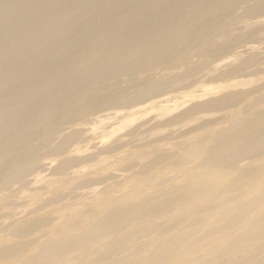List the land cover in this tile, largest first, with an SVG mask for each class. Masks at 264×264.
Wrapping results in <instances>:
<instances>
[{
  "label": "bare ground",
  "instance_id": "obj_1",
  "mask_svg": "<svg viewBox=\"0 0 264 264\" xmlns=\"http://www.w3.org/2000/svg\"><path fill=\"white\" fill-rule=\"evenodd\" d=\"M262 18L264 0H0V264H264V110H230L207 142L177 124L247 93L180 89L204 57L239 61L220 77L259 64L234 35ZM166 129L181 152L154 137ZM180 159L204 182L151 175ZM68 178L82 182L68 190ZM82 197L89 211L71 218Z\"/></svg>",
  "mask_w": 264,
  "mask_h": 264
},
{
  "label": "rangeland",
  "instance_id": "obj_2",
  "mask_svg": "<svg viewBox=\"0 0 264 264\" xmlns=\"http://www.w3.org/2000/svg\"><path fill=\"white\" fill-rule=\"evenodd\" d=\"M262 19H264V18H262ZM251 20H253V19H251ZM254 27H256V26H254ZM258 28H260V29H258ZM257 30H251V29H246V28H243L242 29L241 28L240 30H236V34L234 36L239 35V34L240 35H243L242 36V39L237 43V45H236L237 47L242 46L244 44H249V45H252L253 44L254 46L257 47V49L254 51V53H257L259 55V57H260V60L258 61L259 64L253 65L252 67H249V68L245 69L244 71L239 72L238 74H234V75H231V76L226 75V76L220 77L219 74L225 73L232 66H234V64L239 63V61L234 62V63H231V64H226L225 61H226V59H227V57L229 55V54H226V53L214 54L212 56L204 57V59L209 62V65L206 67V69L203 72H200L198 74H195V75H193V76H191L189 78V80H188L189 83L188 82L186 83V84H190L189 87H187V85L186 86L184 85L183 86L184 89L183 88H182V90L180 89V91H182V92H187V91L189 92L190 90L191 91L194 90L195 96L198 93L203 92L204 95L206 94L205 96L207 98L208 97L210 98V96L212 95V92L211 91H213V92L215 91L211 97H214V96L220 97L222 95H225V94H227L229 92H232L234 90H237V89L241 91V89H243V88L244 89L242 91H245L244 93H246V91H247V93L244 94V95L239 96V98L235 99V101L233 103H231L230 106L227 107V108L208 109V110H204V111L198 112V113H196V114H194V115H192L190 117H187L184 120L179 121V123H177L178 125H181V126L184 125V126L183 127H181V126L178 127V125L176 124L177 126L175 125L176 126L175 129L176 128L178 129L180 127L182 129L184 128L186 131L191 130V129H197L194 134H196L197 137L200 138V141L199 142H207L208 141V138L207 137H208L209 132L213 128H217L221 124H223L224 122L227 121L226 120L227 114L230 112V110L236 109V108H240L241 110H249V109H252V110H249L248 111L249 113L250 112H253V111H263L264 110V101L262 100L264 96H262L259 92H256L255 93V91L257 90V87H259V89H261V88L264 87V25H262V26L261 25H258L257 26ZM229 36H230V34L228 33L227 35L224 36V39L231 40L233 38L232 36H230V37ZM229 60H230V58L227 59V61H229ZM219 62H222L223 65L220 66L218 69H216V66L215 65L217 63H219ZM262 63H263V65L261 67L260 64H262ZM206 72H210V73H209L208 76L205 77L204 76V73H206ZM202 74L204 76L203 79L206 78V80H205L206 82L205 81L202 82L201 83L202 85H201L200 83H197V81L202 77ZM209 76H210V78H209ZM205 83L206 84H209V85H207V87L208 86H210V87L212 86L213 87L212 90H210L211 95H209L210 94L209 92L204 93V91L205 92L208 91ZM191 84H192V86H191ZM198 85H201V87L203 86V89L204 90H200L201 87L198 86ZM197 87H200V88H198L199 90L195 89ZM255 88H256V90L254 91ZM248 92L251 93V94H249ZM252 92H254V93H252ZM199 95L200 94H198L197 97L200 99V101H204V100L207 99L204 95L201 96L202 95L201 94L200 95L201 98L199 97ZM198 98H195L194 96H192L189 99L188 98L185 99L186 100L185 101V104L187 103V100L189 102V103L186 104V106H185V104L183 102L184 99L176 100V101H174V102H176V104H174V105H176V107H175L174 110L177 111V112H175L172 108L171 109L173 110V113L174 112L176 114L178 112L182 113L187 108H189V106H191L193 103H195L196 102L195 99L197 100ZM181 100H182L183 104H181V102H180ZM198 101L199 100H197V102ZM177 102L180 103V104H178ZM171 103L172 102H170V105H171ZM178 107H180V108L182 107V108L179 109ZM155 110H153V111H155V112H158L159 111V109H155ZM172 110H171V113H172ZM153 111H151V112H153ZM173 113H172V115H174ZM117 126H119V125H117ZM130 127H132L131 123L130 124H127L125 126L123 125L122 127H120L121 129L118 130L119 132H117L115 134H121V132L122 133L123 132H126V131H128L130 129ZM173 128H174V126H173ZM162 131H164V130L162 129ZM162 131H159L161 133V135H158V136L156 135V134H160L158 131L155 134L156 136L154 135V137H159V138H160V136L162 137V139H160L158 141L159 144H160V142L161 143H164V142L168 143L169 142L170 143L169 145H171V147H173V150L175 152H179V151L181 152L182 146H183L184 142H186V139H181L179 137L180 135H177V134H180L178 131H176L177 133H175V132L172 133V135H174V136L170 135L169 132H167L168 131L167 129L165 130V132H162ZM175 134H176V136H175ZM166 135L168 136V138L170 136H171L170 138H172V137H174V138H172V139L169 138L167 140L166 139V137H167ZM114 136H116V135H114ZM175 137H177V138H175ZM201 138H202V140H201ZM112 139H113V137L112 138H109V141H111ZM151 148H153V147H151ZM151 148H149V149L147 148L148 151L143 152V153H142L143 150L142 151H139L141 157L143 158V161L146 162V163L147 162H150L154 158V155H153L154 153H152ZM146 153H149V154L148 155H145ZM118 163H120V164H118ZM121 163L122 162H114L113 163L114 164V167H113V165H112V167L114 168V171H118V170L119 171L120 170L123 171V169L128 168L129 165H127V164L125 165V168H123L124 167L123 165L125 164V162H124L123 165H121ZM118 165L119 166L121 165V168ZM81 166L82 165H80L79 167H81ZM112 167H109V168H111V170L109 169L111 172H113L112 171L113 170ZM160 167L161 168L155 169L151 173V175H153L154 178L155 177L156 178L157 177L162 178V177H165V176L169 175V173H173L177 178H179V180L183 184H185V185H187L189 187L190 186H193V185H195V184H197L199 182H204V180L207 178V173L206 172H204V173L201 172V169L200 168L198 169V168H192V167H190L188 165V162L186 160H182V159H180L178 163H174V164L168 165L166 167L165 166L163 167V165H160ZM89 168L91 170H93L92 168H94V167H92V168L89 167ZM89 168H88V170H90ZM116 168H118V169H116ZM109 170H106V172L108 171V173H111ZM129 170L131 171L132 169H129ZM132 172H133V170H132ZM108 173H106L105 175H107ZM126 173H128V170H126ZM131 173H129V175ZM239 174H241L240 170H239ZM30 178H31V176H30ZM79 179L80 178H78V180ZM69 180L70 179L68 178V180L65 179V182H63V186L64 185L67 186V184H69L71 186V187L67 186L68 188L66 187L68 190L74 189L77 184L80 185L81 182H82L80 180L79 181H76L77 179L74 180L72 178V180L74 182L76 181L75 182L76 185H74V184H71L69 182ZM121 180H116L117 181L116 184L114 183L116 187L115 186H114L115 188L113 187L114 190L116 188H117L116 190H118L119 188L120 189L124 188L123 186L126 185V182L124 183V181H126V179H121ZM73 181H71V182H73ZM78 185L76 187H78ZM224 185H227V183H225ZM36 186H38V185H36ZM63 186L61 185L62 188H65ZM98 186L102 188L104 186V184H95V187H98ZM226 189H227L226 186H222V188L220 190H224L223 193H227L228 196H229V198H233V197L236 196L237 192H235V193H229ZM42 190H43V191H41L42 193L40 192V194H38V198L41 197L42 195L43 196L45 195L44 197H47L46 194H49V197H47V199L46 198L44 199V197L42 196L44 200H47L48 201V200H50V198L52 199L55 196V192H54V194H53L54 196H53L52 195V193H53L52 191H49L46 188H43ZM41 198H40L39 201L41 202V200H42L44 202V200L41 199ZM82 198H84V199H82ZM82 198L73 199L74 201L73 202L71 201V202L72 203L75 202L76 204L74 203L73 204L74 206L72 205L70 208H68L69 210L67 209L66 210L67 212L64 210V212L67 215H70L71 218L73 217L71 215L76 214V215H78L79 219H81L80 216L83 214V212L89 211V209H90V207H89V201H90V199L86 200L85 198H87V197H82ZM79 200L82 202V204H84L86 201H88V202H86L87 206L85 204V205H82L81 206L82 208H80V206L77 207L78 204L81 205V202H78ZM82 200L83 201L86 200V201L83 202ZM199 201H201V200H199ZM195 203H197V202H195ZM73 207H76V209L73 208ZM77 208H80V209H77ZM72 209L74 210V213H73V210ZM70 210H72V212ZM70 212L73 213V214H70ZM79 219L78 218L77 219L75 218V220H79ZM229 230H230V228H226V229H224L222 231H229ZM3 231H4L3 229H0V234L5 235L6 234L5 232L7 230H5L4 233H3ZM222 231L219 232V233L222 234Z\"/></svg>",
  "mask_w": 264,
  "mask_h": 264
}]
</instances>
